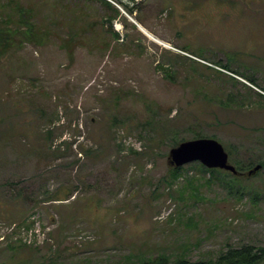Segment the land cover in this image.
<instances>
[{
	"label": "rangeland",
	"instance_id": "rangeland-1",
	"mask_svg": "<svg viewBox=\"0 0 264 264\" xmlns=\"http://www.w3.org/2000/svg\"><path fill=\"white\" fill-rule=\"evenodd\" d=\"M183 1L0 0L39 37L20 28L0 58V264L264 247V170L236 180L192 163L173 180L168 162L196 136L230 163L264 160V0L201 23Z\"/></svg>",
	"mask_w": 264,
	"mask_h": 264
},
{
	"label": "trees",
	"instance_id": "trees-1",
	"mask_svg": "<svg viewBox=\"0 0 264 264\" xmlns=\"http://www.w3.org/2000/svg\"><path fill=\"white\" fill-rule=\"evenodd\" d=\"M105 4L111 6V3L104 1ZM7 10L6 18L0 17V58L3 57L9 49V46L12 45L14 35L19 32L23 27L25 32L23 33L27 41H31L32 38H37V23L33 19H27L28 11L21 9L19 7L14 9ZM118 13L119 10L115 9ZM130 14H133V9L128 8ZM18 18V19H17ZM111 18H106V23H111ZM21 28V29H20ZM118 36V35H117ZM39 38V37H38ZM224 68L227 70L230 69V65H224ZM252 83H256V80L252 77H249ZM202 138V136H196L195 139ZM227 153L229 154V160L232 161L233 154L227 148L224 147ZM238 171V175H233L230 172L219 170V169H208L200 163H196L200 166L201 170L205 173H210L212 176L215 174H226L229 177H232L238 180L240 177L244 178H254L261 174L264 170V160L258 161L257 163H248L242 165L239 162H231ZM261 165L262 168L254 176H248L249 171L254 169V167ZM171 176L174 179H178L180 174L186 169L185 167H172L170 165ZM136 264H264V247H255L253 245H242L240 247H231L228 248L225 252H221L215 259H206L191 261L186 257H179L175 260L170 259L168 255L162 254L154 258H148L136 262Z\"/></svg>",
	"mask_w": 264,
	"mask_h": 264
},
{
	"label": "water",
	"instance_id": "water-1",
	"mask_svg": "<svg viewBox=\"0 0 264 264\" xmlns=\"http://www.w3.org/2000/svg\"><path fill=\"white\" fill-rule=\"evenodd\" d=\"M168 162L172 167H184L192 163H200L208 169H219L238 175L235 166L230 163L229 154L224 146L214 139L199 138L180 143L172 148ZM262 168L261 165L249 171L254 176Z\"/></svg>",
	"mask_w": 264,
	"mask_h": 264
},
{
	"label": "crops",
	"instance_id": "crops-1",
	"mask_svg": "<svg viewBox=\"0 0 264 264\" xmlns=\"http://www.w3.org/2000/svg\"><path fill=\"white\" fill-rule=\"evenodd\" d=\"M187 2L188 1L184 0L183 4H182L184 9H186L185 16L188 13L191 14L192 19H193V21L195 23H201V21L211 20V16H213V15H216L217 20L221 21L225 15L226 16L229 15V14L235 15L237 13H241V11L244 9L243 6L242 7L239 6L240 2L238 0H236L234 2V5L238 6V7H234L233 5H231V6L227 7L224 12H222V10L218 9V8L214 9L213 7H206L205 5H201L203 3L202 0H198L196 2H189L190 3V7L189 8H187V6H186ZM215 10H216V12H215ZM138 23H140V22H138ZM141 26L144 27L143 24H141ZM144 29H146V31L149 34L151 33V31L149 29H147V28H144Z\"/></svg>",
	"mask_w": 264,
	"mask_h": 264
},
{
	"label": "built area",
	"instance_id": "built-area-1",
	"mask_svg": "<svg viewBox=\"0 0 264 264\" xmlns=\"http://www.w3.org/2000/svg\"><path fill=\"white\" fill-rule=\"evenodd\" d=\"M113 4H115V2L112 1ZM116 6H118L117 4H115ZM119 7V6H118ZM120 8V7H119Z\"/></svg>",
	"mask_w": 264,
	"mask_h": 264
}]
</instances>
